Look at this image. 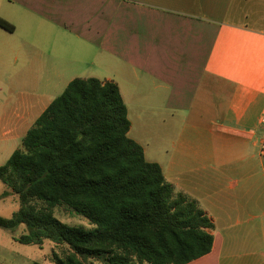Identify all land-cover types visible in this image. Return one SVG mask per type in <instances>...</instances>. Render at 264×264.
<instances>
[{"label": "crops", "instance_id": "0c3cea01", "mask_svg": "<svg viewBox=\"0 0 264 264\" xmlns=\"http://www.w3.org/2000/svg\"><path fill=\"white\" fill-rule=\"evenodd\" d=\"M7 6L0 19L14 30L0 37L22 31L28 42L37 29L77 52L86 44L100 68L89 78L172 120L170 143L149 155L139 139L150 124L134 141L213 225L211 252L188 264H264V0H0ZM53 54L72 72L88 64L62 45Z\"/></svg>", "mask_w": 264, "mask_h": 264}, {"label": "trees", "instance_id": "16d2710c", "mask_svg": "<svg viewBox=\"0 0 264 264\" xmlns=\"http://www.w3.org/2000/svg\"><path fill=\"white\" fill-rule=\"evenodd\" d=\"M0 27L14 30L2 19ZM130 129L116 83L74 79L0 167V183L20 202L1 226L25 225L22 244L67 246L55 264H188L209 254L212 223L195 201L174 193ZM60 206L93 228L62 222Z\"/></svg>", "mask_w": 264, "mask_h": 264}, {"label": "rangeland", "instance_id": "374dc122", "mask_svg": "<svg viewBox=\"0 0 264 264\" xmlns=\"http://www.w3.org/2000/svg\"><path fill=\"white\" fill-rule=\"evenodd\" d=\"M10 9L13 8L1 7V15H10ZM4 34L5 38L0 37V167L17 149H22V141L28 130L48 105L63 93L71 79L100 75V68L91 65L94 54L86 44L77 52L74 46L63 43L66 39L53 44L50 36L43 35L37 29L25 33L28 42L22 38V31L16 35ZM60 45L67 48L69 55L73 52V57L81 56V60L88 64L84 63L73 72L65 69L67 65L58 64L53 57L54 50H58ZM139 105L127 102L134 124L130 138L139 139L135 136L138 125H143L144 121L150 124L151 128L145 129L149 133L142 140L139 139L149 155L154 146H160L158 143H170L166 126L172 120L162 111L144 115ZM139 116L143 119H138ZM177 121L182 124V120ZM5 192H9L7 197L2 196ZM19 209L18 197L0 183V218L9 221ZM55 216L71 226L93 228L88 220L65 206L57 207ZM24 234H27L25 225L11 230L0 224V264H55L54 255L63 257L68 250L67 246L55 245L50 241H45L42 247L22 244L18 239Z\"/></svg>", "mask_w": 264, "mask_h": 264}, {"label": "built area", "instance_id": "2783aa9c", "mask_svg": "<svg viewBox=\"0 0 264 264\" xmlns=\"http://www.w3.org/2000/svg\"><path fill=\"white\" fill-rule=\"evenodd\" d=\"M262 123L264 124V118L262 119ZM260 156L264 161V132H263L261 143H260Z\"/></svg>", "mask_w": 264, "mask_h": 264}]
</instances>
